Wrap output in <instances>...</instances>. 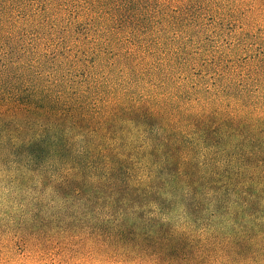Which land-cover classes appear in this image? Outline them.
Instances as JSON below:
<instances>
[{"label":"trees","instance_id":"16d2710c","mask_svg":"<svg viewBox=\"0 0 264 264\" xmlns=\"http://www.w3.org/2000/svg\"><path fill=\"white\" fill-rule=\"evenodd\" d=\"M190 1L0 0V185L125 262L264 264V47L193 51Z\"/></svg>","mask_w":264,"mask_h":264},{"label":"rangeland","instance_id":"374dc122","mask_svg":"<svg viewBox=\"0 0 264 264\" xmlns=\"http://www.w3.org/2000/svg\"><path fill=\"white\" fill-rule=\"evenodd\" d=\"M217 1L222 3L218 9H207L201 0H191L189 9L166 10L187 20L180 21L176 29L182 31L183 41L193 51L200 49L210 54L208 57L214 54L243 62L264 47V0ZM143 10L141 25L151 28L157 9ZM33 196L30 191L17 192L0 185V264H137L123 261L120 254L110 253L99 241L80 236V230L51 220L55 209H44L41 219L34 218ZM46 204L55 206L53 202Z\"/></svg>","mask_w":264,"mask_h":264}]
</instances>
